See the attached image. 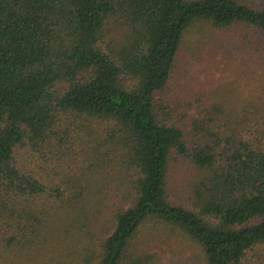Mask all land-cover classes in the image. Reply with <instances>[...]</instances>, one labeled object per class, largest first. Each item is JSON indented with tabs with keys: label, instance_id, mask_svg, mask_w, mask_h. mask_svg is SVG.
I'll list each match as a JSON object with an SVG mask.
<instances>
[{
	"label": "trees",
	"instance_id": "trees-1",
	"mask_svg": "<svg viewBox=\"0 0 264 264\" xmlns=\"http://www.w3.org/2000/svg\"><path fill=\"white\" fill-rule=\"evenodd\" d=\"M238 27L264 0H0V264H264V97L164 96Z\"/></svg>",
	"mask_w": 264,
	"mask_h": 264
},
{
	"label": "rangeland",
	"instance_id": "rangeland-1",
	"mask_svg": "<svg viewBox=\"0 0 264 264\" xmlns=\"http://www.w3.org/2000/svg\"><path fill=\"white\" fill-rule=\"evenodd\" d=\"M203 36L195 41L196 34L192 33L185 40L187 44L180 52V62L164 93L173 108L182 111L181 106L200 96L207 98L206 104L202 103L208 106L221 102L217 100L222 98L235 104H238L236 97L263 99L264 50L260 53L254 50L258 48L257 42H264V35L238 27L226 31L209 29ZM194 42L205 43L192 51ZM194 112L195 109L190 114ZM185 197L179 195L182 201ZM106 218L111 220L110 214L102 217ZM151 250L159 255L161 264H181L193 248L181 244L180 240L157 236Z\"/></svg>",
	"mask_w": 264,
	"mask_h": 264
}]
</instances>
